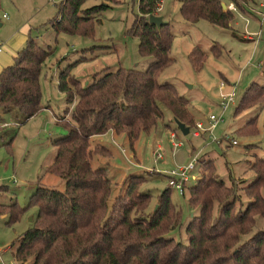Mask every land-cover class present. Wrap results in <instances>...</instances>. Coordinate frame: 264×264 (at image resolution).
Here are the masks:
<instances>
[{
  "label": "trees",
  "instance_id": "trees-1",
  "mask_svg": "<svg viewBox=\"0 0 264 264\" xmlns=\"http://www.w3.org/2000/svg\"><path fill=\"white\" fill-rule=\"evenodd\" d=\"M86 1L57 2L56 14L48 22L52 31L90 37L93 24L116 0L83 6ZM161 1L137 0L138 14L126 29L127 35L137 38L138 53L151 58L145 69L118 67L111 71L104 67L83 85L69 69L88 60L84 56L59 71L57 90L64 93L72 109H63L69 114L68 120L56 118L63 123L66 134L51 141L55 153L46 172L60 177L64 188L58 191L37 186L24 207L14 201L0 203V215H6V224L16 222L28 208L36 209L31 226L11 243L15 244L13 257L19 263L264 264V229L256 228L257 217H264V158L250 163L254 177L246 184L231 180L227 185L208 167L193 185L186 187L187 204L197 208V213L185 225V243L167 236L180 222L168 188L159 193L148 211L150 194L138 190L144 178L128 175L123 191L108 205L111 184L106 170L90 165L93 136L108 131L113 135L122 133L132 149L140 134L156 126L164 108L172 120L187 127L193 121L188 101L172 85L156 79L172 62L168 22L162 19L164 23L155 25L147 21ZM175 1L187 22L203 19L214 27L227 28L233 19L232 10L223 9L219 0ZM230 1L241 9L249 0ZM51 52L49 45H36L27 37L11 63L0 70V115H11L12 126L18 127L42 109L38 76ZM188 57L198 70L205 56L193 47ZM256 105L264 106V86L252 82L235 104L233 115ZM255 120L249 119L237 132L249 131ZM3 121L0 118V127ZM5 128H0V138L6 135ZM210 162L206 161L208 166ZM0 189L4 192L6 187L0 185Z\"/></svg>",
  "mask_w": 264,
  "mask_h": 264
},
{
  "label": "rangeland",
  "instance_id": "rangeland-1",
  "mask_svg": "<svg viewBox=\"0 0 264 264\" xmlns=\"http://www.w3.org/2000/svg\"><path fill=\"white\" fill-rule=\"evenodd\" d=\"M99 1L87 0L83 6ZM219 1L232 10L233 19L227 28L214 27L203 19L187 22L180 16L177 1L160 2L155 14L169 24L172 62L157 74L156 79L158 83L172 85L188 101L193 121L188 133L182 135L164 108L156 126L150 132L140 134L132 149L122 133L110 135L105 132L99 137L101 143L92 138L90 165L93 169L106 170L111 184L108 205L123 191L122 185L128 175H139L144 181L138 190L150 194L148 211L151 210L159 193L167 188L165 171L186 164L192 157L198 160L192 171L196 179L200 172H207L208 167H212L213 175L227 185L231 180L246 184L253 179L250 163L255 158H264V106L256 105L233 115L235 105L225 109L219 106L218 83L226 79L235 86L236 103L252 82L264 86V18L260 16V12H264V0H249L241 9L230 0ZM229 4L233 9L228 8ZM56 11L57 2L50 0H0V41H5V37L23 26L28 31L26 39L30 37L42 47L49 45L52 50L38 76L42 109L18 127L12 126L11 115H0L5 122L2 125L6 126V135L0 138V185L6 187L4 192L0 189L2 204L14 201L20 207L26 206L37 186L58 191L64 188L60 177L46 172L55 153L51 141L66 134L63 123L56 118L63 116L68 120L69 114L63 109H72V104H66L64 93L57 90L60 70L84 56L88 60L69 69L83 85L104 67L111 71L118 67L143 70L151 62L150 57L138 53L137 38L126 34L134 15L138 14L137 0H116L102 12L99 22L93 24L90 37L55 34L48 22ZM2 14L7 19H3ZM193 47H198L205 56L198 70L192 67L188 57ZM210 114L219 118L214 128L200 133L199 137L192 136L194 124L206 125L205 120ZM253 117H256L254 127L244 133L237 132ZM170 133L179 146H171ZM10 137L12 140L6 145ZM231 140L236 144L231 145ZM102 146L103 150L100 149ZM207 160L211 161L209 166ZM194 183L191 179L185 183L183 195L169 189V198L179 211L180 222L167 236L182 243L186 242L185 225L190 216L197 213V208L187 204L186 187ZM35 212V207L28 208L12 224H6V215H0V264H29V260L19 263L14 259L15 244L11 246V243L31 226ZM256 228L264 229V217H257Z\"/></svg>",
  "mask_w": 264,
  "mask_h": 264
},
{
  "label": "built area",
  "instance_id": "built-area-1",
  "mask_svg": "<svg viewBox=\"0 0 264 264\" xmlns=\"http://www.w3.org/2000/svg\"><path fill=\"white\" fill-rule=\"evenodd\" d=\"M53 3L54 2H59L62 0H50ZM226 6V5H225ZM227 8V6H226ZM229 9H233L232 5L229 4L228 6ZM159 7L155 10V13L158 12ZM155 13H152L154 15H156ZM260 16L261 19L264 18V12H260ZM3 19H7V16L5 14H2L1 16ZM2 49V42L0 41V51ZM227 88L226 91L222 90L223 88ZM218 89H219V93H218V103L219 106L221 107V109H225L226 107L230 106V105H235V97H236V90H235V86L232 84H229V82L220 80V82L218 83ZM219 118L215 117L214 115L210 114L207 117V120H205L206 125H204L201 122H196L194 124L193 127V132H192V136L194 137H199L200 133L203 132H210L215 124L217 123V120ZM170 144L173 148L179 146V143H176L173 139L175 138V136L173 134H170ZM212 141H214V139L212 138ZM231 145H235L236 142L235 140H231L230 141ZM198 161L196 160L195 157H192L189 159V161L182 165V166H176L175 168L169 170V171H165V177L167 180V188L168 189H173L175 190L179 195H183V190L185 188V183L191 179V180H196V178L192 175V171L194 168V164L197 163ZM9 264H13V263H9Z\"/></svg>",
  "mask_w": 264,
  "mask_h": 264
},
{
  "label": "crops",
  "instance_id": "crops-1",
  "mask_svg": "<svg viewBox=\"0 0 264 264\" xmlns=\"http://www.w3.org/2000/svg\"><path fill=\"white\" fill-rule=\"evenodd\" d=\"M257 10H254V12ZM260 12V11H259ZM1 26V23H0ZM25 27L21 26L17 31H15L11 36H7L4 39L5 41H2V49L0 51V70L11 63V60L13 56L15 55V52L20 49V47L24 44V41L26 40L27 30ZM244 39H249V37L242 36ZM226 81V79H224ZM227 82V81H226ZM110 135H113L111 131H108ZM171 134V133H170ZM173 134V133H172ZM101 135L93 136L92 138H97L95 141L98 140V142L101 143V140L99 139ZM170 136V135H169ZM91 138V139H92Z\"/></svg>",
  "mask_w": 264,
  "mask_h": 264
},
{
  "label": "water",
  "instance_id": "water-1",
  "mask_svg": "<svg viewBox=\"0 0 264 264\" xmlns=\"http://www.w3.org/2000/svg\"><path fill=\"white\" fill-rule=\"evenodd\" d=\"M222 8L225 9L226 6L224 4H221ZM147 21L151 24H155V25H161L162 23H164L162 21V18L160 16L154 15V14H150L147 16ZM176 124L177 129L179 130V132L182 135H186L189 131L188 127L185 126L183 123L178 122L177 120H173ZM31 220V219H29Z\"/></svg>",
  "mask_w": 264,
  "mask_h": 264
}]
</instances>
